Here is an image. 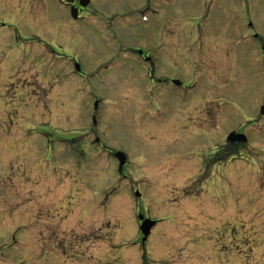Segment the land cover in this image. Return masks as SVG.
Masks as SVG:
<instances>
[{
  "label": "rangeland",
  "instance_id": "rangeland-1",
  "mask_svg": "<svg viewBox=\"0 0 264 264\" xmlns=\"http://www.w3.org/2000/svg\"><path fill=\"white\" fill-rule=\"evenodd\" d=\"M89 1L74 20L65 5L71 0H0V264H264V174L254 168L252 185L216 181L194 205L182 191L191 181L144 182L140 128L149 118L140 115L139 83L125 82H135L136 68L119 77L118 61L123 47L155 43L144 36L156 28L130 17L145 0ZM152 7L177 16L179 28L215 22L221 35H206L195 57L184 52L178 61L185 76H176L209 80L214 101L250 95L249 68L231 63L240 56L251 66L246 47L254 30V104H264V61L256 50L264 45V0H154ZM235 28L248 38L237 50L226 38ZM239 122L229 121L225 135ZM262 125L254 132V164L264 173ZM89 128L97 129L101 148L92 137L71 142ZM150 141L144 154L155 157L159 146ZM115 151L127 156L123 170ZM139 214L163 219L144 248Z\"/></svg>",
  "mask_w": 264,
  "mask_h": 264
},
{
  "label": "flooded vegetation",
  "instance_id": "flooded-vegetation-1",
  "mask_svg": "<svg viewBox=\"0 0 264 264\" xmlns=\"http://www.w3.org/2000/svg\"><path fill=\"white\" fill-rule=\"evenodd\" d=\"M151 6L152 0H148L147 6L139 9L138 13L145 15L151 11ZM70 7L76 8L80 17L88 10L80 7L79 0H74ZM151 16L155 18L156 29L154 32L148 30L146 33L148 35L154 33V37L143 36L145 40L150 41L151 38L155 43L145 42L146 44H142L140 48L130 50L126 47L121 48L122 53L118 61L121 70L117 74L119 77L129 78L127 76L129 74L124 72L134 67L137 70V77L133 80L135 82L130 84V79L125 82L132 86L139 83V94L135 96L137 95L140 104L138 105L141 108L140 115L149 118L142 120L140 128L144 169L142 175L146 178L144 182L164 183L171 177L177 180L182 178L185 182L191 181V185L182 188V191L190 192L188 199L192 205L194 200L199 202L200 197L205 193L208 195L216 181L235 184L247 180L252 185L254 168L256 175L262 177L264 174L261 170L262 166L254 164L256 161L254 152L255 157L258 153L254 132L258 131L257 128L264 121V116L261 118L257 116V110L264 107V104L261 103L262 100L254 104L253 96L254 30L250 42L251 48L244 46L252 55L251 66H246L240 56L233 58L234 63H231L238 71L242 69L239 65L249 68L251 81L247 86L250 95L230 94L214 101V95H210L211 93L205 88L207 87L205 81L209 83V80L203 79V83L198 84V78L184 82L178 80L176 76L179 74L185 76L183 70H186L187 66L180 68L178 61L184 56V52L191 51L195 57L197 48H201L199 45L204 43L206 35L207 37L214 35L216 38L221 35V32L216 30L215 22L208 24L206 30L199 29L198 23L179 28L177 16L169 13L158 14V11L152 12ZM228 36L236 43L230 42V49L237 50L238 44L243 46V40L245 43L248 41L237 28L227 34L226 38ZM259 49L261 60L264 61V45L256 46L257 55ZM227 107H230L233 113H237L235 117L227 118L224 112ZM237 116L240 117L238 127L225 135L226 124L228 125L229 121L236 119ZM227 119L231 120L227 121ZM78 133L79 137L72 138L71 141L77 142L78 138L87 141L92 137L95 139V145L102 147V140L100 141L97 136L96 128ZM47 135L50 141L53 133L50 131ZM148 138L154 146H159L158 155L156 154L155 157L144 154L151 148ZM28 139L27 133L26 140ZM24 141L25 138H22V142ZM112 155L115 157V152ZM167 188L165 186L166 190Z\"/></svg>",
  "mask_w": 264,
  "mask_h": 264
},
{
  "label": "water",
  "instance_id": "water-1",
  "mask_svg": "<svg viewBox=\"0 0 264 264\" xmlns=\"http://www.w3.org/2000/svg\"><path fill=\"white\" fill-rule=\"evenodd\" d=\"M90 3L89 0H82L81 1V6L82 7H86L88 6ZM72 15L74 18H77L78 17V12H76L75 9L72 10ZM78 71H80V67L77 66L76 67ZM262 113H264V110H262ZM118 158L120 160V168H123V166L125 165L126 163V156L122 153H118ZM137 196H139V194H137ZM139 221L142 222L141 226H140V230H141V233L143 234L144 238L142 240L143 243H146L150 233H151V230L152 228L155 226V222L150 220V219H145L143 215H140L138 217Z\"/></svg>",
  "mask_w": 264,
  "mask_h": 264
}]
</instances>
